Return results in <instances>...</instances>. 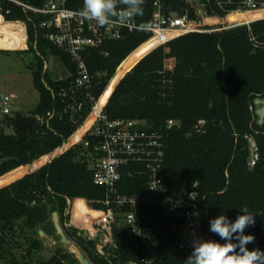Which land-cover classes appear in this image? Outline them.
<instances>
[{
    "label": "trees",
    "instance_id": "trees-1",
    "mask_svg": "<svg viewBox=\"0 0 264 264\" xmlns=\"http://www.w3.org/2000/svg\"><path fill=\"white\" fill-rule=\"evenodd\" d=\"M19 1L36 7L45 2ZM66 3L71 9L83 7V0ZM0 5L3 12L10 10L7 21L27 23L29 49L17 52L35 55L36 62L29 68L40 95L33 112H18L4 121L13 133L0 132V252L18 248L21 240L28 243L29 255L42 250L40 231L49 236L57 233L53 223L57 212L67 237L93 264H132L136 260L134 242L118 226L113 227L115 246L107 248L106 256L98 253L96 241L67 227L69 202L82 198L90 208L100 210L105 197V189L94 182L89 167L98 140L88 133L75 144V133L95 101L106 102L103 111L110 119H144L155 130H162L168 119L181 121L182 128L168 138L165 187L175 192L199 184L205 232L208 239L220 243L225 241L209 231L210 220L224 214L234 222L247 206L255 215V225L245 229L246 235L255 237L248 247L264 250V124H258L251 109L255 99H264V20L219 32L186 34L161 46L174 34L150 39V32L138 30L122 40L106 42L87 54L89 71L95 77V101L75 94L74 99L84 104L76 113L68 109L74 103L69 92L74 78L57 81L43 69L48 54L74 66L37 28L41 18L7 0H0ZM182 7L180 0H164L165 14ZM143 8V16L136 17L139 25L152 24L154 0H145ZM62 90L68 91L65 98L59 96ZM200 119L207 122L203 133L193 130ZM250 138L259 153L253 168L248 165ZM61 149L64 152L58 155ZM49 155L56 157L49 161ZM33 163L35 171L26 174ZM131 170V166L124 170L122 193L145 194L146 176L131 175ZM150 214L155 215L149 228L157 264H186L187 258L176 249L170 232L173 220L146 207L144 219ZM70 255L74 254L58 250L39 264H64ZM9 264L27 263L12 255Z\"/></svg>",
    "mask_w": 264,
    "mask_h": 264
},
{
    "label": "built area",
    "instance_id": "built-area-1",
    "mask_svg": "<svg viewBox=\"0 0 264 264\" xmlns=\"http://www.w3.org/2000/svg\"><path fill=\"white\" fill-rule=\"evenodd\" d=\"M7 1L41 18L37 28L43 31L44 38L65 54L69 63L74 66L71 68L64 59L54 54H48L49 58L43 65L44 71L54 80L64 81L74 78L69 90L74 102L68 105L71 112L79 113L83 110V102L74 99L77 93H81L90 101H95L93 90L96 84L95 77L88 68V52L101 48L106 42L122 40L128 34L141 30L136 17L128 24L117 21L109 26L100 27L94 21L79 16L80 10L68 8L66 0H45L41 7L31 6L19 0ZM180 1L183 3L180 10L165 14L164 0H154L152 28L147 31L151 33L150 39L165 33L174 34L164 39L159 46L190 33L219 32L239 26H250L253 22L264 20V0ZM8 14L10 10L3 12L0 5V18L3 22L21 25L26 36V47L15 49V51L28 50L30 43L27 23L7 21ZM233 14L247 15V18L229 21V16ZM208 19H217V21L207 22ZM34 48L38 49L37 43L34 44ZM108 54V52L104 53L105 56ZM55 60H58L61 66L57 74H54ZM67 94L68 91L62 90L59 96L65 98ZM14 98L13 94L2 98L3 114H10L8 102ZM97 102L95 101L91 113ZM103 110L104 108L100 110L92 127L85 134L91 133L98 140L95 147L96 154L90 158L89 167L93 172L94 182L105 189V197L101 201L102 208L98 210L102 212V215L91 220L92 229L80 226L83 220L76 218L74 214L75 199L69 202L70 208L67 214H70V219L67 227L76 231L80 237L96 241L98 253L106 256L109 254L107 248L115 246L113 227L120 223L125 224L126 228L122 231L130 236L137 252L136 260L132 264H157L154 254L156 248L149 228L150 224L155 222V215L150 214L147 219H144V209L152 207L163 217L173 220L170 232L174 245L187 258L193 250L194 236L209 239L199 209L201 195L199 184L196 182L181 191L173 192L166 188L164 183V161L168 138L170 133L182 128V122L177 119H168L162 130H155L150 127L147 120L110 119ZM50 115L48 113V116ZM206 124V120L200 119L193 130L203 133ZM84 136L75 144L80 143ZM249 144L251 156L248 165L253 168L259 160V153L257 144L252 138L249 139ZM63 152L61 149L57 154ZM130 166L131 175L146 176L145 194L129 196L122 193L120 183L125 168ZM100 231L103 234H98ZM82 232L86 234L82 235Z\"/></svg>",
    "mask_w": 264,
    "mask_h": 264
},
{
    "label": "clouds",
    "instance_id": "clouds-1",
    "mask_svg": "<svg viewBox=\"0 0 264 264\" xmlns=\"http://www.w3.org/2000/svg\"><path fill=\"white\" fill-rule=\"evenodd\" d=\"M145 0H83L79 11L82 18L94 21L100 27L109 26L115 22L131 23L135 17L143 16ZM144 31H150L151 23L139 25ZM195 187V186H194ZM235 221L220 214L210 220L209 231L218 235L216 240H205L199 237L192 239V252L187 257V264H264V250L249 249L254 243L253 235H246L245 229L255 225V215L243 206Z\"/></svg>",
    "mask_w": 264,
    "mask_h": 264
},
{
    "label": "rangeland",
    "instance_id": "rangeland-1",
    "mask_svg": "<svg viewBox=\"0 0 264 264\" xmlns=\"http://www.w3.org/2000/svg\"><path fill=\"white\" fill-rule=\"evenodd\" d=\"M17 51L19 50L0 49V132H4L5 134L13 133L12 126L4 122L7 121L8 117H12L18 112L30 114L36 109L40 100L39 92L34 87L33 71L29 68L31 63L36 62L35 55L33 53L19 54ZM48 58L49 57H46V60H48ZM55 64L54 74H57V72L61 70V66L58 60H55ZM12 94L15 95V98L8 102L10 114L5 115L2 113V108L4 107L2 98L9 97ZM259 107L258 105H253L251 109L255 113L256 109ZM254 119H258L256 114H254ZM53 156L54 155L49 156V160ZM33 171H35L34 163L31 166H27L26 174ZM86 214L89 215L88 212ZM79 225L92 229L91 222L86 223L83 220ZM118 227L124 230L126 225L120 223ZM84 234L86 233L82 232V235ZM98 234H103V232L100 231ZM40 237L44 243L42 250L36 252L31 251V255H29L28 243L25 242V240H21L20 242L22 245L19 243L18 248H9L8 252H0V264H9L12 255H15L17 259L27 264H39L40 261L49 260L58 253V250H62L65 253L69 252L68 247L60 242V237L57 233L51 236L40 234ZM71 242L74 243L73 241ZM64 264L81 263L77 255L74 254L65 259Z\"/></svg>",
    "mask_w": 264,
    "mask_h": 264
},
{
    "label": "bare ground",
    "instance_id": "bare-ground-1",
    "mask_svg": "<svg viewBox=\"0 0 264 264\" xmlns=\"http://www.w3.org/2000/svg\"><path fill=\"white\" fill-rule=\"evenodd\" d=\"M247 18V15L233 14L229 16V21H240ZM217 19H208L207 22H214ZM26 47V36L23 33L21 25L16 23L3 22L0 18V48L5 50H15ZM106 106V102L102 105L96 104L93 112L88 116L84 124L75 133L77 142L87 133L92 127L96 116ZM74 214L76 218L90 223L92 219H97L102 215L101 211L90 208L85 199L79 198L75 201ZM84 211V212H82ZM82 212V213H81ZM89 213L87 215L86 213Z\"/></svg>",
    "mask_w": 264,
    "mask_h": 264
},
{
    "label": "water",
    "instance_id": "water-1",
    "mask_svg": "<svg viewBox=\"0 0 264 264\" xmlns=\"http://www.w3.org/2000/svg\"><path fill=\"white\" fill-rule=\"evenodd\" d=\"M145 57V56H144ZM143 57V58H144ZM143 58H141L140 60H139V62L143 59ZM138 62V63H139ZM137 63V64H138ZM136 64V65H137ZM135 65V66H136ZM134 66V67H135ZM133 67V68H134ZM132 68V69H133ZM131 69V70H132ZM130 70V71H131ZM129 71V72H130ZM254 103H255V105H258V106H260L259 108H257L256 109V115L258 116V124L259 125H262V124H264V99H261V98H257V99H255V101H254ZM56 156H54V157H52V159L53 158H55ZM53 223H54V226H55V229H56V231H57V234L59 235V237H60V242L63 244V245H65V246H67L68 247V250H69V253H72V254H76L77 255V258H78V260H79V262L81 263V264H93L87 257H86V255L81 251V249L75 244V243H72L71 242V240L67 237V235H66V233H65V230L63 229V227H62V225H61V223H60V219H59V215H58V213L57 212H55L54 214H53ZM40 234L41 235H44L45 233L43 232V231H40Z\"/></svg>",
    "mask_w": 264,
    "mask_h": 264
}]
</instances>
